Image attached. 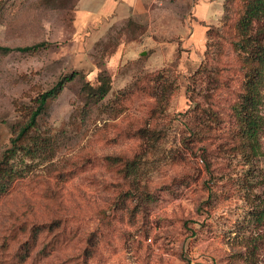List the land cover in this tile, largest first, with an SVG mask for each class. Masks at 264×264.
<instances>
[{"label": "rangeland", "instance_id": "obj_1", "mask_svg": "<svg viewBox=\"0 0 264 264\" xmlns=\"http://www.w3.org/2000/svg\"><path fill=\"white\" fill-rule=\"evenodd\" d=\"M193 1L87 22L77 0H0V45L46 42L0 50V159L37 94L75 72L0 161V264H264V134L249 155L230 108L245 0L190 47ZM258 94L264 116V68Z\"/></svg>", "mask_w": 264, "mask_h": 264}, {"label": "trees", "instance_id": "obj_2", "mask_svg": "<svg viewBox=\"0 0 264 264\" xmlns=\"http://www.w3.org/2000/svg\"><path fill=\"white\" fill-rule=\"evenodd\" d=\"M222 0V15L224 2ZM200 23L203 22L200 20ZM208 28H206L207 30ZM206 30H204L206 32ZM236 30L239 38L234 42V47L243 53L246 62L245 78L242 85V92L235 102L231 103L232 114L237 121L239 132L247 147L249 155H259L260 137L264 134V116L258 111L259 103V83L261 73L264 68V0H245L242 10L236 19ZM45 41H36L21 46L0 45V50H16L21 52H31L45 45ZM75 72L71 71L58 78L52 86L37 94L34 104L29 109L24 122L15 127L16 132L10 138V147L3 151L0 161L7 163L15 153L16 141L23 138L30 128L36 125L37 116L43 111L47 99L54 97L62 88L63 84L72 79ZM109 87V79L105 73L101 74L99 82L95 86L87 85L88 97L97 100L103 97ZM7 170L0 166V177L6 175ZM4 185L0 184V192L4 190Z\"/></svg>", "mask_w": 264, "mask_h": 264}, {"label": "crops", "instance_id": "obj_3", "mask_svg": "<svg viewBox=\"0 0 264 264\" xmlns=\"http://www.w3.org/2000/svg\"><path fill=\"white\" fill-rule=\"evenodd\" d=\"M154 0H89L91 5L86 4V0H77L75 13L76 17L85 18L88 22L91 18L105 19L109 16H132L137 15L150 8L151 3ZM82 2L84 4H82ZM216 3V4H215ZM212 3V0H194L191 5V13L193 15L190 22L189 34L186 36V45L190 47H196L200 43V39L195 35L198 32H203L204 25L198 23L199 20L209 22L215 19L222 12V0ZM82 4V5H81ZM221 7V11L220 8Z\"/></svg>", "mask_w": 264, "mask_h": 264}]
</instances>
